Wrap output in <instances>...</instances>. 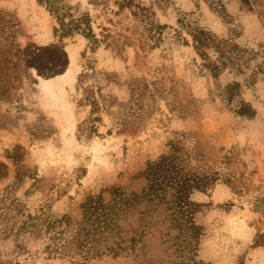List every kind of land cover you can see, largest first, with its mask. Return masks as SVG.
I'll use <instances>...</instances> for the list:
<instances>
[{"label": "rangeland", "instance_id": "rangeland-1", "mask_svg": "<svg viewBox=\"0 0 264 264\" xmlns=\"http://www.w3.org/2000/svg\"><path fill=\"white\" fill-rule=\"evenodd\" d=\"M64 1L90 11L98 34L100 23L111 25L107 15L119 28L136 25L128 12L113 16L89 0ZM115 1L109 0L110 9H117ZM140 1L169 27L152 49L137 45L118 51L106 44L92 50L80 34L61 40L54 33L55 17L38 0H0V199L10 190L31 212L46 205L75 221L82 219L81 204L90 195H99L114 212L120 208L118 228L101 243L122 249L86 259L70 242L67 255L41 264H264V74L253 84L250 69L214 76L183 25L262 49L264 0L252 9L240 0H222L225 14L209 0ZM61 42L70 59L64 74L44 79L25 66L22 50L28 44ZM208 54L218 62L215 50ZM88 64L117 72L122 81L132 72L151 77L162 69L184 82L197 111L179 117L162 103L164 112L148 116L142 128L126 133L113 128L111 134L104 115L96 135L87 122L90 107L79 104ZM232 81L242 83L244 98L257 110L254 118L239 116L223 101L221 92ZM114 91L125 96L124 90ZM178 132L193 135L188 146L197 142L199 160H217L232 150L234 188L219 181L209 192L193 191L195 205L189 210L177 207L178 185L160 179L154 184L148 167L171 152L168 143Z\"/></svg>", "mask_w": 264, "mask_h": 264}, {"label": "trees", "instance_id": "trees-1", "mask_svg": "<svg viewBox=\"0 0 264 264\" xmlns=\"http://www.w3.org/2000/svg\"><path fill=\"white\" fill-rule=\"evenodd\" d=\"M240 1L251 9L255 4L263 3V0ZM38 3L55 17V36L63 40L80 34L88 40L92 50H96L101 44L112 46L118 51L137 45L142 50L152 49L160 43L163 31L169 27L159 22L152 6H146L140 0H116L114 3L117 9H110L109 0H89L88 4L91 6H103L107 14L119 16L128 12L135 18L136 25L133 28H119L118 21L107 15L105 21L111 25L100 23L102 31L99 34L94 29L95 18L90 11L81 10L80 4L72 6L64 0H38ZM209 6L221 14L227 11L222 0H209ZM183 25L187 27L198 54L204 60L203 66L214 76L228 69L236 75H242L250 69L248 78L253 84L264 74V47L243 48L231 38H219L206 28L189 26L187 23ZM209 49L218 54L217 63L211 61ZM22 54L25 66L35 69L38 76L44 79L64 74L70 65L63 42L46 46L28 44L23 48ZM139 56L137 52V57ZM83 75L88 76V81H82L79 104L90 107L87 122L91 124L89 129L96 135L98 124L104 123V115L110 119L108 133L111 134L113 128L120 133L142 128L148 116L154 112H164L160 106L162 103L179 117H186L197 111L195 98L184 82L166 76L162 69H158L151 77L132 72L122 81L117 72L88 64ZM242 86L240 81L229 82L223 88L221 97L233 112L251 119L256 116L257 110L244 98ZM114 89L124 90L125 96L120 97ZM175 134L177 136L168 143L171 152L151 163L148 175L154 184H158L156 181L159 179L166 182V186L175 181L179 187L177 207L189 210L195 205L190 200L193 191L209 192L219 181L234 188L235 178L230 168L235 159L232 150H227L217 160H199L197 142L193 147L188 146L193 135L188 132ZM192 160L196 162L195 166L191 164ZM217 162L221 165L218 166ZM186 168L188 171H184ZM17 173L20 174L19 171ZM81 207L83 217L79 221L67 215L59 217L49 212L46 205L31 212L9 190L0 199V264H41L42 260L67 255L70 242L78 246L80 254L86 259L122 249L119 244L113 246L107 241L101 243L102 239L111 238L109 236L118 228L117 215L120 208L114 212V206L107 205L99 195L88 196ZM112 215H115L114 218ZM89 221L91 224H88Z\"/></svg>", "mask_w": 264, "mask_h": 264}]
</instances>
